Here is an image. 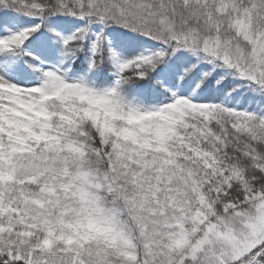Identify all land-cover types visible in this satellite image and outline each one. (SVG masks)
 Segmentation results:
<instances>
[{
  "label": "snow or ice",
  "instance_id": "1",
  "mask_svg": "<svg viewBox=\"0 0 264 264\" xmlns=\"http://www.w3.org/2000/svg\"><path fill=\"white\" fill-rule=\"evenodd\" d=\"M0 264H264V0H0Z\"/></svg>",
  "mask_w": 264,
  "mask_h": 264
}]
</instances>
